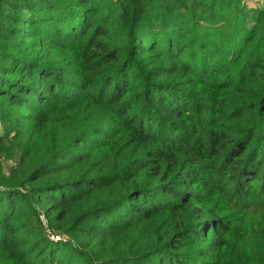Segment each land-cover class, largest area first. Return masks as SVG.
Here are the masks:
<instances>
[{"label": "trees", "instance_id": "trees-1", "mask_svg": "<svg viewBox=\"0 0 264 264\" xmlns=\"http://www.w3.org/2000/svg\"><path fill=\"white\" fill-rule=\"evenodd\" d=\"M0 264H264V0H0Z\"/></svg>", "mask_w": 264, "mask_h": 264}, {"label": "rangeland", "instance_id": "rangeland-1", "mask_svg": "<svg viewBox=\"0 0 264 264\" xmlns=\"http://www.w3.org/2000/svg\"><path fill=\"white\" fill-rule=\"evenodd\" d=\"M258 1H260V0H246L247 4L252 5V6L256 5L258 3ZM4 164L7 166V165H9V162L5 161Z\"/></svg>", "mask_w": 264, "mask_h": 264}]
</instances>
